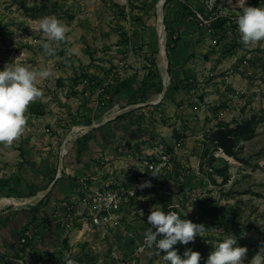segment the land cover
<instances>
[{
	"label": "rangeland",
	"instance_id": "374dc122",
	"mask_svg": "<svg viewBox=\"0 0 264 264\" xmlns=\"http://www.w3.org/2000/svg\"><path fill=\"white\" fill-rule=\"evenodd\" d=\"M246 4L264 7V0ZM241 7L239 0H0V71L21 55L55 72L29 107L24 135L0 144V244L20 245L31 224L30 245L50 242L51 202L70 198L55 192L62 175L91 190L135 187L118 224L85 232L76 264H164V252L144 245L155 205L207 229L174 246L182 258L195 248L206 264L214 243L232 235L250 264L264 247V42H239ZM51 15L69 28L70 57L64 44L54 57L42 54L38 21ZM253 118V132L236 142L237 158L222 153L213 132ZM162 159L167 168L158 177L144 170V161ZM223 160L226 183L214 171Z\"/></svg>",
	"mask_w": 264,
	"mask_h": 264
},
{
	"label": "clouds",
	"instance_id": "9594fccd",
	"mask_svg": "<svg viewBox=\"0 0 264 264\" xmlns=\"http://www.w3.org/2000/svg\"><path fill=\"white\" fill-rule=\"evenodd\" d=\"M239 2L242 5L236 16L239 42L245 48L257 46L264 42V7L247 6L246 0ZM38 27L45 38L41 41L43 55L54 57L61 44L66 46V56L73 54V49L68 46L71 43L69 28L63 20L54 15L44 16L38 21ZM19 57L0 71V144L5 146H12L24 135L28 128L30 105L43 98L41 84L55 75L51 64L37 68L20 62ZM157 171L153 170L151 174L158 177ZM141 187H151V183L145 182ZM147 222L151 227L144 234V245L155 247L158 255L164 252V264H200L202 256L198 251L187 249L182 258L174 246L178 243L187 245L197 236H202L207 231L203 224L181 219L176 211L165 212L157 205L152 207ZM158 236L162 238L158 239ZM247 253V247L237 246V239L227 235L214 243L206 264H244ZM64 260L65 264H76L68 253H65ZM250 264H264V247L252 257Z\"/></svg>",
	"mask_w": 264,
	"mask_h": 264
},
{
	"label": "crops",
	"instance_id": "0c3cea01",
	"mask_svg": "<svg viewBox=\"0 0 264 264\" xmlns=\"http://www.w3.org/2000/svg\"><path fill=\"white\" fill-rule=\"evenodd\" d=\"M61 176L62 175H59L58 177L59 189L57 188L55 190V192L59 195V199L63 198L64 196H67L70 198H66V202L78 200L81 197L80 190L82 188L81 186L83 185L75 182L74 184H68L66 183V180H61ZM49 191L50 190L48 189V192ZM45 195L46 194H44L43 196ZM51 204L52 206H54V209L52 210V213H50L49 217H47V220L45 221L44 225L46 226L48 234L52 235L53 238H55V235H57L58 238L59 236H61V242H56L58 246H53L55 244L53 243L55 241V239L53 238H51L50 242L45 239L42 247L40 248H38L37 246L30 245L37 241L36 239H34L35 237H33V227H31L33 225L31 224L27 228V231H25V233L23 234L24 237L26 233H29V236L26 237V242L24 244L30 246L23 247L24 244L22 245L20 243V245H17L14 244V242L7 245L0 244V264H59L57 263L58 261H62L63 264L65 263V253L70 254V258L74 260L76 259L78 253L75 251L77 249L76 245L80 244V242L83 241L82 236L85 234V232L83 230H80L77 225H74L71 228H63L61 223L57 220V213L58 206L60 205L61 207L64 203L62 202V200L60 202L54 200L53 202H51ZM2 226L3 225H0V228ZM54 231L55 234L53 233ZM67 241H69V245Z\"/></svg>",
	"mask_w": 264,
	"mask_h": 264
},
{
	"label": "built area",
	"instance_id": "2783aa9c",
	"mask_svg": "<svg viewBox=\"0 0 264 264\" xmlns=\"http://www.w3.org/2000/svg\"><path fill=\"white\" fill-rule=\"evenodd\" d=\"M167 162L165 159L151 163L144 161L143 167L150 175L153 170H158L159 175L165 172ZM80 191L81 197L78 200L64 202L61 207L58 206L57 220L63 228L77 225L84 232L94 233L110 225L112 221L118 224L116 213L129 201L128 198L135 191V187L122 183L114 187L108 185L102 189L91 190L83 184ZM27 236L29 233L21 238L22 245Z\"/></svg>",
	"mask_w": 264,
	"mask_h": 264
},
{
	"label": "water",
	"instance_id": "95a60500",
	"mask_svg": "<svg viewBox=\"0 0 264 264\" xmlns=\"http://www.w3.org/2000/svg\"><path fill=\"white\" fill-rule=\"evenodd\" d=\"M162 19H161V22L163 23V26H164V22ZM166 91H167V89L165 86L161 95L163 96ZM253 121H254V118L247 120L246 123H244V124L238 123V125L235 128H231L228 130L220 128V129H217L213 132L212 136H213V138H215L217 140L218 144L220 145L222 153H224L227 156L237 158L236 151H235L236 137L239 135L251 134L253 132V129H254ZM47 192H48V190H46L45 193H47Z\"/></svg>",
	"mask_w": 264,
	"mask_h": 264
},
{
	"label": "trees",
	"instance_id": "16d2710c",
	"mask_svg": "<svg viewBox=\"0 0 264 264\" xmlns=\"http://www.w3.org/2000/svg\"><path fill=\"white\" fill-rule=\"evenodd\" d=\"M71 17V16H70ZM62 53H64V48L61 50ZM156 74L158 75V73L156 72ZM117 93V91H116ZM240 137H244V135H239L236 138V142L239 141ZM212 161H216V158L214 156L211 157ZM218 175H220L223 179V182L226 183L229 179V167H228V162L226 160H223L222 165L216 167V169L214 170ZM215 180V179H213ZM192 251H195V248H190Z\"/></svg>",
	"mask_w": 264,
	"mask_h": 264
},
{
	"label": "bare ground",
	"instance_id": "6f19581e",
	"mask_svg": "<svg viewBox=\"0 0 264 264\" xmlns=\"http://www.w3.org/2000/svg\"><path fill=\"white\" fill-rule=\"evenodd\" d=\"M159 12H160V17H159V25H158V32L159 34L161 35L162 37V46L164 47V41H165V37H164V29H163V23L161 22V19H162V10H161V4L159 5ZM167 55H166V52H163L162 53V56H161V66L163 69L166 68V61H167Z\"/></svg>",
	"mask_w": 264,
	"mask_h": 264
}]
</instances>
